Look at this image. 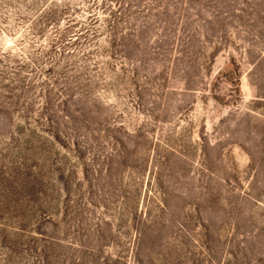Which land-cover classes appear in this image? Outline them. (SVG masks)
<instances>
[{
  "label": "rangeland",
  "instance_id": "374dc122",
  "mask_svg": "<svg viewBox=\"0 0 264 264\" xmlns=\"http://www.w3.org/2000/svg\"><path fill=\"white\" fill-rule=\"evenodd\" d=\"M0 264H264V0H0Z\"/></svg>",
  "mask_w": 264,
  "mask_h": 264
}]
</instances>
